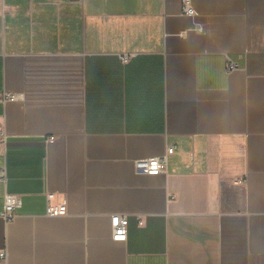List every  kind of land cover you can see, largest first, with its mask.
<instances>
[{"label": "crops", "instance_id": "crops-1", "mask_svg": "<svg viewBox=\"0 0 264 264\" xmlns=\"http://www.w3.org/2000/svg\"><path fill=\"white\" fill-rule=\"evenodd\" d=\"M192 5L0 0V264H264V0Z\"/></svg>", "mask_w": 264, "mask_h": 264}, {"label": "built area", "instance_id": "built-area-1", "mask_svg": "<svg viewBox=\"0 0 264 264\" xmlns=\"http://www.w3.org/2000/svg\"><path fill=\"white\" fill-rule=\"evenodd\" d=\"M181 13L191 16L197 13L192 5V0H181ZM122 61H126L129 55L124 54L121 57ZM237 62L228 59L226 62V69L232 70L237 68ZM16 98L15 94L3 93L0 95V102L7 99ZM0 140L6 142V134L3 126L0 124ZM174 151V146H168L163 154L157 156H150L146 158H138L134 161V168L136 172L146 174H159L165 171L167 165V157ZM6 172L4 168L0 169V181L5 182ZM52 193H47V207L46 214L51 216L62 215L66 213V206L64 203L52 204ZM21 206V197L18 194L5 192L3 195V206L0 210V218L4 221H9L15 216V210ZM111 228L113 240H125L127 236V224L128 219L124 214H113L111 216ZM6 258V252L4 249H0V262Z\"/></svg>", "mask_w": 264, "mask_h": 264}]
</instances>
